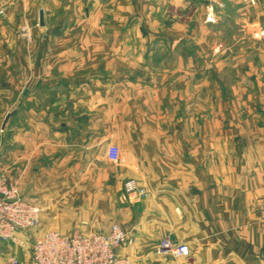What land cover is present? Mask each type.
<instances>
[{
	"label": "crops",
	"instance_id": "crops-1",
	"mask_svg": "<svg viewBox=\"0 0 264 264\" xmlns=\"http://www.w3.org/2000/svg\"><path fill=\"white\" fill-rule=\"evenodd\" d=\"M1 5L0 173L41 213L0 264L112 223L132 264H264V0Z\"/></svg>",
	"mask_w": 264,
	"mask_h": 264
},
{
	"label": "built area",
	"instance_id": "built-area-1",
	"mask_svg": "<svg viewBox=\"0 0 264 264\" xmlns=\"http://www.w3.org/2000/svg\"><path fill=\"white\" fill-rule=\"evenodd\" d=\"M22 31L29 37V30ZM125 195L139 199L147 191L135 179L123 183ZM41 209L22 197L14 181L0 173V242H15L16 236L36 231L40 222ZM132 243L131 232L119 223H112L106 231L63 234L49 230L33 239L31 264H132V261L118 253V249ZM155 253L172 258L186 257L188 247L177 244L169 238L161 239L155 246Z\"/></svg>",
	"mask_w": 264,
	"mask_h": 264
},
{
	"label": "water",
	"instance_id": "water-1",
	"mask_svg": "<svg viewBox=\"0 0 264 264\" xmlns=\"http://www.w3.org/2000/svg\"><path fill=\"white\" fill-rule=\"evenodd\" d=\"M38 25L40 27H43L44 26V22H43V11L42 10H40L39 11V14H38ZM7 119H8V115H6V117H5L4 121H3L2 128L4 127Z\"/></svg>",
	"mask_w": 264,
	"mask_h": 264
},
{
	"label": "rangeland",
	"instance_id": "rangeland-1",
	"mask_svg": "<svg viewBox=\"0 0 264 264\" xmlns=\"http://www.w3.org/2000/svg\"><path fill=\"white\" fill-rule=\"evenodd\" d=\"M2 15H3V6L1 5L0 6V16H2ZM23 27H26V25H24ZM24 34H26V32ZM32 232L33 231H28L27 233H23L22 235H31L30 233H32Z\"/></svg>",
	"mask_w": 264,
	"mask_h": 264
}]
</instances>
